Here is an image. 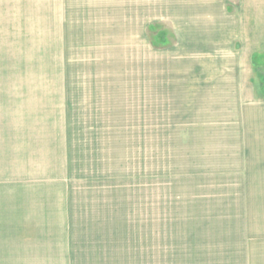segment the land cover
<instances>
[{
    "label": "rangeland",
    "instance_id": "rangeland-1",
    "mask_svg": "<svg viewBox=\"0 0 264 264\" xmlns=\"http://www.w3.org/2000/svg\"><path fill=\"white\" fill-rule=\"evenodd\" d=\"M144 4L0 0V264H264L234 69Z\"/></svg>",
    "mask_w": 264,
    "mask_h": 264
},
{
    "label": "crops",
    "instance_id": "crops-1",
    "mask_svg": "<svg viewBox=\"0 0 264 264\" xmlns=\"http://www.w3.org/2000/svg\"><path fill=\"white\" fill-rule=\"evenodd\" d=\"M143 12L138 13L143 25H167L170 33L185 35L183 40L190 43V35H201L194 39L211 43L206 47L209 62L233 67V74L207 73L197 79L214 81L219 76L220 82L231 83L223 90L235 91L232 95L239 99V106L251 115L248 129L257 135L241 138L244 141L239 144L248 146L244 152L255 156L249 160L264 162V77L259 72L264 70V13L233 12L227 0H145ZM2 103L10 108L11 95H3Z\"/></svg>",
    "mask_w": 264,
    "mask_h": 264
},
{
    "label": "trees",
    "instance_id": "trees-1",
    "mask_svg": "<svg viewBox=\"0 0 264 264\" xmlns=\"http://www.w3.org/2000/svg\"><path fill=\"white\" fill-rule=\"evenodd\" d=\"M156 27H158V26H150L149 29H150V30H155ZM164 40H165V38H164V35L162 34V38H161L160 42H161L162 44H165Z\"/></svg>",
    "mask_w": 264,
    "mask_h": 264
}]
</instances>
